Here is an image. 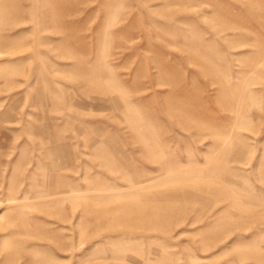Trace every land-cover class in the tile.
Segmentation results:
<instances>
[{
	"label": "rangeland",
	"instance_id": "374dc122",
	"mask_svg": "<svg viewBox=\"0 0 264 264\" xmlns=\"http://www.w3.org/2000/svg\"><path fill=\"white\" fill-rule=\"evenodd\" d=\"M0 264H264V0H0Z\"/></svg>",
	"mask_w": 264,
	"mask_h": 264
}]
</instances>
